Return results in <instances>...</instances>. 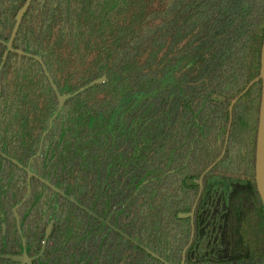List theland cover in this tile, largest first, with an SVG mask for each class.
<instances>
[{"label":"trees","instance_id":"trees-1","mask_svg":"<svg viewBox=\"0 0 264 264\" xmlns=\"http://www.w3.org/2000/svg\"><path fill=\"white\" fill-rule=\"evenodd\" d=\"M26 1L0 0V250L20 249L12 208L40 151L30 166L43 182L31 181L26 206L63 236L42 264H181L184 250L185 264H264L254 180L264 0H32L12 43L29 56L2 64ZM42 65L59 95L106 77L66 100L43 139L58 101ZM49 186L99 217L114 209L112 228L81 221ZM22 219L24 236L37 225L28 251H38L40 224Z\"/></svg>","mask_w":264,"mask_h":264},{"label":"flooded vegetation","instance_id":"flooded-vegetation-1","mask_svg":"<svg viewBox=\"0 0 264 264\" xmlns=\"http://www.w3.org/2000/svg\"><path fill=\"white\" fill-rule=\"evenodd\" d=\"M33 59H34V57H33ZM35 61L38 62L36 59H35ZM38 63H40V62H38ZM42 66H44V65H42ZM233 150L235 151L234 158L237 159V148L234 147ZM35 158H37V157H32L31 160H30V163L32 161H34ZM11 161L15 165H18L16 161H14V160H11ZM30 163L27 166H23L22 167V170L24 171V173L26 175V188H25L24 196L12 208V216H13V219H14L16 232H17V235H18V237L20 239V249L19 250H17V249L16 250H8V251L0 250V261H7V262H10L11 264H21V263L13 262L12 260L5 259L4 257L22 258L24 256V254H25V256L29 260L30 264H42L43 256L46 253L48 254V256L52 255V257H51L52 261L55 260V259H58V257H59L58 256V254H59V246H60V243L62 244V241H63V240L62 241H58L60 239H63V236L60 235V233L57 232L58 228L53 222H51L50 218H47L45 216H41V214H40V217H38V219H37L36 215H34L33 212L30 210L32 205L26 206V201L31 197V195H33L32 194L31 181L32 180H36L38 182H43V180L38 175L35 174L34 170L30 166ZM27 170H29V172L31 173V177H30V180H29L30 188H29V192H28L27 198L22 203V201H23V199H24V197H25V195L27 193V179H28ZM49 187H50V189H52L53 193L58 196V198H60L61 200L64 199L68 203H71L72 205H74L76 207L77 211L81 213V217L79 218L81 221L92 220L91 222L92 223H96L98 226L102 225L106 229L112 228V226L110 224V219H111V216L114 213V209L111 210L110 215L107 216L106 218L99 217L94 211L86 208L82 204H79V201H76L74 198L67 196L64 193L63 190H58V189H55V188H53L51 186H49ZM220 197H221L220 198L221 200L217 199L218 197H214V196H212L210 198V201L207 203L209 210H211V209L213 210V208H215V209L223 208L222 207L223 204L226 203L223 200L226 199V197L224 196L223 193H222V195H220ZM33 198H35V197H33ZM35 206L36 207L38 206V209L40 208V210H41L42 206H43V203L38 201L36 203V205H34V207ZM45 206L49 207V204L45 203ZM60 207L62 209L65 208L63 206H60ZM62 209H60L58 211V213H64V211H62ZM26 212L30 214L29 222H31V223H39L40 224L39 225V228H40L39 232L42 231V233H43V235L40 236L42 242H41V247H40V249L38 251H37L36 248H33V250H31L30 252L28 251L29 250L28 247L31 246L30 245L31 239L35 238V234H36V231H37V225L35 226V224H31L29 232L26 233L25 236H24V231L26 230V225H27L28 220H25V224L23 223V226H24L23 227L22 226V220H23L22 217L26 214ZM79 219H78V221H80ZM186 219L189 220L190 227H191V240H190L188 246H189V248L190 247L192 248V229H193V225H194V218L192 217V214H191V215H189L187 218H185L183 220H186ZM216 220H218V219H216ZM3 221L4 220H3V217H2V220H1L2 224L1 225H4ZM212 222H214V220ZM86 228L91 233V235L93 233L99 231V229H92L91 226H88ZM210 231L212 232V228L211 227H210ZM64 236L66 237V235H64ZM85 243H86V241H85ZM85 243H84V246L87 245V243H86V245H85ZM144 251L147 254H149L151 257L157 258L154 254H152L148 250L144 249ZM185 252L186 251L184 250L183 253H182L181 264H185V259L183 258ZM160 262L165 264V262L162 261V260H160Z\"/></svg>","mask_w":264,"mask_h":264},{"label":"water","instance_id":"water-1","mask_svg":"<svg viewBox=\"0 0 264 264\" xmlns=\"http://www.w3.org/2000/svg\"><path fill=\"white\" fill-rule=\"evenodd\" d=\"M31 1L32 0H27L26 1V3L18 11V13H17V15H16V17L14 19V26H13V29H12V33H11L10 39H9L8 43L6 44V51L4 52L3 57H2V64L5 62L6 57H7V55L9 53H17L19 55L29 56V54H27V53H23L21 51L13 50L12 49V43H13L14 38H15L17 32H18L21 20H22L24 14H25L27 8L29 7ZM0 43H2V42H0ZM34 59H36L38 62L41 63L39 58L34 57ZM42 68L45 71V76L47 77L48 82L50 83L52 90L56 92V87L52 84V80L50 79L49 74L46 72L45 67L42 66ZM259 79L261 80V95H260L259 112H258V124H257V133H256L254 180H255L257 193L259 195L261 204H262L263 209H264V37H263L261 53H260ZM105 82H106V77L103 76V77H101V78H99L97 80L92 81L91 83H89L85 87L79 89V91L75 92L72 95H70V94L59 95L56 92V97H57V101H58L57 110H56V113L54 114V116L50 119L49 127L43 133L42 139L48 133L52 121L57 116V114L61 110V108H62V106H63V104H64V102L66 100H68L71 96H75V95L83 92L84 90H86L88 88L94 87L95 85L103 84ZM41 145H42V143L40 144V147H41ZM39 154H40V151L36 154L35 157H38ZM27 174H28L27 193H26L22 203L27 198V195H28V192H29V188H30L29 180H30V177H31V173L29 172V170H27ZM187 217H188L187 214L179 215L180 219H185ZM4 258L5 259H10L13 262H18V263H21V264H25V263L26 264H30L29 260L25 256V254H24V256L22 258H16V257H4Z\"/></svg>","mask_w":264,"mask_h":264}]
</instances>
